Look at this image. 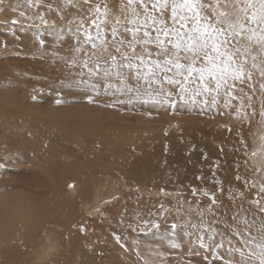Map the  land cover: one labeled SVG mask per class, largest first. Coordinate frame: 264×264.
<instances>
[{
	"label": "rangeland",
	"instance_id": "1",
	"mask_svg": "<svg viewBox=\"0 0 264 264\" xmlns=\"http://www.w3.org/2000/svg\"><path fill=\"white\" fill-rule=\"evenodd\" d=\"M106 1L0 0V203H5V198L14 203L28 201L41 210L51 200L54 180L63 201L84 189L103 194L110 191L112 196L104 211L100 206L97 214H85L88 204L78 203L80 212L88 216L86 226L75 227L70 234L41 224L33 243L41 245L31 248L29 254L36 264H55L45 260L47 254L57 255L56 264H64L59 256L62 253L64 258L72 248L84 256L85 264H261L264 256L257 245L264 244V125L259 113L264 112V104L252 119L250 111L256 108L257 100L264 101V58L258 57V67L252 69L249 57L247 67L255 95L232 94L244 105L234 115L208 108L199 97L196 107L188 108L187 94L188 103L181 107L175 95L179 85L166 83L162 87L177 101L174 111L164 103L161 85L154 90L152 84L147 85L144 97L127 94L125 87L139 88L145 83L128 81L123 87L124 77L121 80L116 71L124 68H113L103 60L96 74L88 70L94 68L93 63L83 65L94 51L85 43L84 28L91 30L97 45L98 33L107 35L109 50L104 57L111 53L119 65L112 28L118 29L116 39L129 40L132 36L124 27H139L138 21L145 19L144 9L137 5L129 8L127 0ZM121 5L130 12L123 11L124 18L121 12L111 10ZM150 6L147 15L159 21L160 11ZM170 14L169 7L163 13L169 25ZM132 20L137 23L131 24ZM148 24L150 32L156 25L161 27L159 23L152 25L151 19ZM68 27L75 31L67 32L70 37ZM54 32L63 35V40H71V36L77 40L74 53H70V60L76 58V68L55 62L61 55L57 51L60 44L52 40ZM139 34L142 36L143 28ZM33 44L37 49L33 50ZM148 47L153 53L157 51L154 45ZM124 48L132 54L127 44L122 52ZM105 68H110L111 78L103 76ZM76 75L88 82L91 78L97 81H92L91 87L83 81L74 83ZM79 90L85 94L77 96ZM243 117L248 123L239 121ZM240 127L245 131L240 132Z\"/></svg>",
	"mask_w": 264,
	"mask_h": 264
},
{
	"label": "snow or ice",
	"instance_id": "2",
	"mask_svg": "<svg viewBox=\"0 0 264 264\" xmlns=\"http://www.w3.org/2000/svg\"><path fill=\"white\" fill-rule=\"evenodd\" d=\"M133 5L144 9L145 19L139 21V27H124V31L132 36V40L127 42L132 54L121 51L125 41L123 38L115 39L118 29L113 27L111 36L116 45L115 51L120 53L121 63L118 65L117 57L111 53L105 58L104 53L108 52L107 35L100 36L98 33L100 43L97 45L88 29L84 28L85 43L91 42L94 51L83 61V65L87 67L90 62L94 64V68L88 69L90 74L100 72L101 60L112 67L135 70L133 78L137 81L143 79L149 85H161L160 92L164 95V103L174 111L177 101L172 99L174 94L171 91L162 87L164 83L179 85L175 95L179 96L181 107L188 103L185 99L188 93H191L190 108L197 103V96L203 97L199 101L201 104L215 105L221 87L234 86L228 84L229 80L235 82L245 77L251 79V71L247 67L249 57L252 60V69L258 67V57L264 58V0H212L209 4L204 3V0H127L129 8ZM149 5L153 11H160L159 21L147 15ZM169 7L170 25L163 18L164 11ZM206 8L212 10L211 16L206 14ZM150 19L152 25H161L155 28L154 36L148 30ZM116 23L120 21L117 20ZM130 23L136 24L137 21L132 20ZM142 28L141 36L138 34ZM149 45H154L157 51H150ZM137 47H140V52L136 51ZM75 50L80 51V48ZM153 56L157 59H151ZM261 63L264 64V59H261ZM142 66L147 69L146 72L140 71ZM109 75L110 68H105L103 76L107 78ZM116 75L120 76L121 73ZM261 76H264V69H261ZM108 86L110 85H106ZM261 88L264 89V84H261ZM128 91H132L130 86ZM261 115L264 116V112ZM172 227L177 225L172 224ZM257 247L261 248L264 256V244ZM261 264H264V258L261 259Z\"/></svg>",
	"mask_w": 264,
	"mask_h": 264
},
{
	"label": "bare ground",
	"instance_id": "3",
	"mask_svg": "<svg viewBox=\"0 0 264 264\" xmlns=\"http://www.w3.org/2000/svg\"><path fill=\"white\" fill-rule=\"evenodd\" d=\"M104 1H106V0H104ZM108 1V0H107ZM106 1V2H107ZM115 1V0H114ZM126 1V0H125ZM84 2V1H83ZM103 2V1H102ZM108 2H110V0L108 1ZM112 2V1H111ZM123 2V1H122ZM113 3V2H112ZM115 3H117V2H114V4ZM107 4V3H106ZM209 4V3H208ZM120 5V4H119ZM80 6V5H79ZM122 6V7H121ZM121 6H117V7H115V8H112L111 10H113V11H115L116 13H118V14H120V12L122 13L123 11H125L127 8L124 6V5H121ZM124 6V7H123ZM112 7H114V6H112ZM151 7V6H150ZM65 8V7H64ZM63 8V9H64ZM69 9V8H68ZM67 8H66V10H68ZM71 9H72V7H71ZM129 10V9H128ZM112 11V12H113ZM130 11L131 12H133L131 9H130ZM219 11V10H218ZM64 12V11H63ZM68 12H70V10L68 11ZM107 12H109V11H107ZM112 12H110V14L112 13ZM115 12H113L114 14H116ZM125 12H128L127 10L125 11ZM137 12V11H136ZM205 12H206V14H208V15H212V13L211 12H209L208 10H206L205 9ZM112 13V15H114ZM128 13H130V12H128ZM138 13V12H137ZM109 14V15H110ZM123 14V17L122 18H124V16L126 15L125 13H122ZM136 13L134 12L133 14H131L132 16H134ZM62 15V14H61ZM67 15V14H66ZM106 15V14H105ZM130 15V16H131ZM69 16V15H68ZM107 16V15H106ZM65 17V16H64ZM113 17V16H112ZM115 17H117V16H115ZM119 18H121L120 16H118ZM168 17H170L169 15H168ZM67 18V17H66ZM92 18V17H91ZM68 19V18H67ZM90 19V18H89ZM127 21H129L130 19H129V17L127 16ZM69 20V19H68ZM74 20V19H73ZM114 20V19H113ZM112 20V22H114ZM121 20V19H120ZM64 21V20H63ZM85 21H87L86 20V18H85ZM84 21V22H85ZM122 21H124V20H122ZM84 22L82 23V22H80V23H82V24H84ZM89 22V21H88ZM91 23H92V21H90ZM101 22L103 23L104 21H102L101 20ZM110 22V21H109ZM111 22V23H112ZM139 22V21H138ZM171 22V21H170ZM75 23H76V21H75ZM104 23H106V21L104 22ZM90 24V23H89ZM88 24V25H89ZM107 24H109V23H107ZM88 25H86V27L88 26ZM104 25V24H103ZM110 25V24H109ZM114 24L112 23V25L111 26H113ZM69 26H70V23H69ZM91 27V26H90ZM155 27H157V25L155 26ZM84 28V27H83ZM77 29V28H76ZM82 30V29H81ZM80 30V31H81ZM55 31V30H54ZM72 31H74V29H73V27L72 28H70V27H68L67 29H66V33L68 32V33H71ZM91 31V30H90ZM89 31V32H90ZM78 32H79V30H78ZM84 32V31H83ZM82 32V33H83ZM152 32H155V31H152ZM151 32V33H152ZM55 33V34H54ZM53 33V37H52V40H54V42H56V43H58V44H60L59 46H57V51L59 52V54L61 55V58H58V59H56L55 60V62L56 63H58V65H60V64H62V62H64V63H66V64H71V66H73V68H76V61H75V59L76 58H74L73 56H71L72 58H74V60H70L71 58H70V53L73 51V53H74V48H73V46H76L75 44L77 43V40H74L75 39V37H74V39L72 40V36H71V40H68V39H62V37H64L63 35H60L59 34V32H54ZM67 33V35L70 37V35H72V34H68ZM74 33H75V31H74ZM91 33V32H90ZM78 34H81L80 32L78 33ZM153 35H154V33H152ZM83 35H84V37L83 38H85V34L83 33ZM139 35H141V34H139ZM68 36H66V38L68 37ZM74 36H76V38H77V34L76 35H74ZM79 38L78 39H80V37H81V35L80 36H78ZM82 38V39H83ZM116 39V38H115ZM118 39H121V38H117L116 40H118ZM35 40V39H34ZM68 40V41H67ZM132 40V38L131 39H129V40H126V38H125V44H127V42L128 41H131ZM37 42V41H36ZM36 42H34L35 43V45L37 44ZM62 43V44H61ZM89 44L91 45V42H89ZM31 45V44H30ZM34 45V44H33ZM32 45V46H33ZM35 45H34V47H32L33 48V50H35L34 48H36L35 47ZM38 47L40 46L39 44L37 45ZM56 46V45H55ZM55 46H54V48H55ZM110 46L112 47V45L110 44ZM29 47H31V46H29ZM51 47V46H50ZM78 47V46H77ZM81 47V46H80ZM83 47V46H82ZM47 48H49V47H47ZM52 48V47H51ZM110 48V47H109ZM37 49V48H36ZM122 49H123V47H122ZM121 49V50H122ZM140 48H138V50H139ZM29 50H31L30 48H29ZM28 50V51H29ZM42 49H40L39 51H41ZM47 50V49H46ZM49 50V49H48ZM47 50V51H48ZM54 50V49H53ZM109 50V49H108ZM110 50H111V48H110ZM50 51H52V49L50 50ZM55 51V50H54ZM124 52H127V50H125V48H124V50H123ZM49 52V51H48ZM30 53V52H29ZM34 53V52H33ZM40 53V52H39ZM55 53V52H54ZM26 54V53H25ZM81 54V53H80ZM130 54V53H129ZM27 55V54H26ZM31 55V54H30ZM82 55V54H81ZM38 56V55H37ZM105 56H107L106 54H105ZM19 57H21V56H19ZM24 57H25V55H24ZM28 58L31 60V58H32V55L31 56H28ZM14 59V58H13ZM16 59V58H15ZM153 59H154V57H153ZM29 60V61H30ZM35 60H36V58H35ZM35 60H34V62H35ZM39 60H42V59H39ZM38 60V62H40ZM53 59H51V61H52ZM70 60V61H69ZM77 60H78V58H77ZM119 60V59H118ZM15 61V60H14ZM75 61V62H74ZM18 62H19V60H18ZM26 62V61H25ZM37 62V63H38ZM42 62V61H41ZM102 62V61H101ZM119 63H121L120 62V60L118 61ZM20 63H21V61H20ZM27 63V62H26ZM25 63V64H26ZM79 63V62H78ZM134 63H139V61H134ZM17 64V63H16ZM44 64V63H43ZM49 64V63H48ZM35 65V64H34ZM49 65H51V64H49ZM53 65V64H52ZM51 65V66H52ZM68 65V66H69ZM19 66V65H18ZM21 66H22V64H21ZM20 66V67H21ZM38 66H39V64H38ZM46 66V65H45ZM78 66V65H77ZM109 66H111V65H109ZM263 66V65H262ZM32 67V66H31ZM56 68V67H55ZM59 68H61V67H59ZM114 68V67H113ZM113 68L111 69L112 71H114L113 70ZM117 68V67H116ZM263 68V67H262ZM78 69V68H77ZM120 69V68H119ZM249 69V68H248ZM47 70V69H46ZM45 70V71H46ZM49 70V69H48ZM52 70V69H51ZM50 70V71H51ZM116 70V69H115ZM140 71L143 73V72H146L147 71V69L146 68H144L143 66L141 67V69H140ZM49 72V71H48ZM115 72V71H114ZM121 73V75L119 76V78H121V80H122V78L124 77V81H122L123 82V87H125V83L126 82H128V81H131V82H133V83H137V85H138V83H145V84H143V85H141L139 88H137V87H135V88H132V91L130 92V91H128V87H125L126 88V90L127 91H125L126 93L127 92H130L132 95H138V96H140V97H144L145 96V94H147V88H146V86L148 85L149 86V84L147 83V82H145L143 79H141V80H139V81H137L136 79H134L133 77L135 76V70H133V69H129V68H124L123 70H117L116 71V73ZM35 73H37V72H35ZM62 73V72H61ZM31 74V73H30ZM111 74H113V73H111ZM61 75V74H60ZM30 76V75H29ZM55 76V75H54ZM70 76V75H69ZM68 76V77H69ZM101 76V75H100ZM111 76L112 75H109L108 76V78H111ZM32 77V76H31ZM37 77V76H36ZM114 77H115V75H114ZM118 77V76H117ZM40 78V77H39ZM56 78V77H55ZM70 78V77H69ZM74 79H76V80H73L74 81V83H75V81L77 82V81H83L85 84H87V85H90L91 83H92V81H97V80H94V79H90V81L88 82V81H86L85 79H83L81 76L80 77H78V75H76L75 77H73ZM97 78H100V77H97ZM68 79V78H67ZM95 79H96V77H95ZM107 79V78H106ZM40 80V79H39ZM101 80H105V79H101ZM100 80V81H101ZM111 80H115V79H111ZM116 80H118V79H116ZM252 77H251V79H248L247 77H245L243 80H241V81H235V82H233V81H231V80H229L228 81V84H230V85H234L233 87H231V88H228L227 86H222L221 87V90H220V92H219V94H218V96H217V100H216V104L215 105H212L211 103H209L207 106H208V108H215V109H218L219 111H222V112H224V113H228V114H231V115H234L235 113H236V109L237 108H239V107H243L244 105H243V103L241 102V100H240V97H239V95H238V97H239V102H240V104H238V100L235 98V97H233L232 96V94H234V95H236L237 94V92H239V94H241V93H243V94H248L247 96H245V97H248V98H252V94L253 95H255L254 94V91H252L253 90V88H251V85H252ZM70 81H72V80H70ZM72 81V82H73ZM144 81V82H143ZM71 82V83H72ZM105 82V81H104ZM113 82V81H112ZM70 82H69V86H70V84H71ZM73 83V84H74ZM115 83H116V81H115ZM114 84V83H113ZM164 84H166V83H164ZM163 84V85H164ZM116 85H118V84H116ZM77 86V85H76ZM92 85H90V87H91ZM95 86H96V84H95ZM152 86H153V90L155 89V87L156 86H158L159 87V84H156V83H153L152 84ZM79 87V86H78ZM122 87V88H123ZM97 88V87H96ZM98 88H100V87H98ZM111 88V87H110ZM113 88V87H112ZM104 89V88H103ZM150 91V90H149ZM117 92H119V91H117ZM89 93V92H88ZM115 93V92H114ZM230 93V94H229ZM83 94H85L84 93V91H82V90H79L78 92H76V95L78 96V95H83ZM128 94V93H127ZM213 95H215V93H213ZM120 96V95H119ZM125 96H126V94H125ZM129 97V96H128ZM176 97V96H175ZM187 98H190V104H191V93H188L187 94V96H186ZM197 97H199L200 98V101L203 99V97L202 96H197ZM197 97H195V99H196V101H198L199 99L197 98ZM123 98V97H122ZM129 98H131V97H129ZM3 99V98H2ZM127 99V98H126ZM208 99H209V101H211V96H209L208 97ZM189 104V105H190ZM262 104H264V101L261 103V102H259L258 100H257V106H256V108L253 110V111H250L251 113H250V117H251V119H252V115L254 114V112L257 110V109H260L259 107H261L262 106ZM123 105V104H122ZM189 105H186L187 107L189 106ZM201 106V105H200ZM121 107V106H120ZM191 107H196V103L194 104V105H191ZM28 108V107H27ZM153 108V107H152ZM188 108H190V107H188ZM123 109V108H122ZM247 109H248V107H247ZM251 109H252V106H251ZM259 115L261 116V122H262V124L264 125V116H262L260 113H259ZM31 120V119H30ZM41 121V120H40ZM239 121L240 122H242V124H244V123H248V119H247V117H243V118H240L239 119ZM252 121V120H251ZM245 127H248V125H244ZM102 127V126H101ZM82 129V128H81ZM93 131V130H92ZM239 131L240 132H242V131H245V128L244 127H240L239 128ZM55 132V131H54ZM58 132V131H57ZM73 132V131H72ZM55 134V133H54ZM65 134H67V133H65ZM84 134H86V133H84ZM83 134V135H84ZM70 135V134H69ZM100 135V134H99ZM104 135V134H103ZM234 135V134H233ZM65 136V135H64ZM68 136V135H67ZM66 136V137H67ZM77 136V135H76ZM85 136V135H84ZM228 137V136H227ZM106 138H108V137H106ZM105 138V139H106ZM224 138V137H223ZM72 139V138H71ZM53 140V139H52ZM55 140H57V139H55ZM70 142V141H69ZM106 142V141H105ZM132 142V141H131ZM140 143V142H139ZM140 145H142V143L141 144H139L138 146L140 147ZM139 152H141L142 151V149H140V148H138L137 149ZM235 154V153H234ZM23 156V155H22ZM15 158V157H14ZM18 158V157H17ZM66 158V157H65ZM98 158H100V157H98ZM136 165V167H137V169H140V170H142L137 164H135ZM87 179V178H86ZM145 179V178H144ZM91 181V180H90ZM54 182H55V180H54ZM54 182H52V187H51V189H52V191L50 192L51 193V200H49V201H47L44 205H43V207H42V209L40 210V209H38L37 207H34L32 204H30V203H28V201H16L15 203H14V201L13 200H10V198H5V203H0V264H30V263H32V264H36L35 263V260H34V258H33V255H30L29 254V250H31V248H33V247H37L38 245H41L40 243L39 244H36V245H34L36 242H37V240L35 239L36 237H34L35 235H34V233H36V232H38V230L40 229V227H41V224H43V223H47L46 225H49V226H54V227H56L57 228V230L59 231L60 230V232L62 231V233L64 232H69L70 230H73L75 227H78V229H80V227H82L83 228V225H85L86 226V224L84 223V219L86 218V217H88V216H85L84 214H83V212H80V208L78 207V203L80 204L81 202H86L87 204H88V207H86L84 210H85V214H87L88 215V213H92V214H97L96 212H98L97 210L99 209V207L101 206V209H100V211L101 210H103L104 209V207L107 205L108 206V202H109V199H112V196H111V193H110V191H107L106 193H94L93 191H92V189H91V191L90 190H87V189H84L83 191H81L79 194H76L75 196H72V197H75V198H72V199H70L69 201H63V199L61 198V196H60V193H59V189H57L56 187H55V184H54ZM95 184V183H94ZM87 188V187H86ZM73 190V189H72ZM97 190V189H96ZM116 191V190H115ZM151 192V191H150ZM71 195H72V192L70 193ZM114 198V197H113ZM65 200V199H64ZM115 200H116V198H115ZM51 201V203H49ZM119 201H120V199H119ZM31 202V201H30ZM32 203V202H31ZM43 204V203H42ZM104 211V210H103ZM111 211V208L110 209H108L107 211H106V214H107V212H110ZM119 211V210H118ZM82 213V214H81ZM105 213V212H104ZM90 215V214H89ZM84 226V228L85 229H87L86 227ZM87 227H89L90 229L88 230L89 232L88 233H92V227L91 226H88L87 225ZM94 228H96L95 226H94ZM85 229H84V231H85ZM50 230V229H49ZM53 230V229H52ZM75 230V229H74ZM93 230H95V229H93ZM87 231V230H86ZM53 232V231H52ZM73 232H71V234H72ZM76 233V232H75ZM88 233H86V234H88ZM58 234V233H57ZM69 234H70V232H69ZM68 234V235H69ZM65 236H66V234H64ZM61 236H62V234H61ZM74 237H75V234L73 235ZM80 236V235H79ZM85 236V235H84ZM54 237H56V236H54ZM64 236H62V238H63ZM85 238V237H84ZM65 239V238H64ZM66 240H68V239H66ZM71 241V240H70ZM58 243H59V241H57ZM116 242V241H115ZM34 243V244H33ZM67 243V242H66ZM69 244L71 243V242H68ZM72 244V243H71ZM55 245H56V243H55ZM63 245V244H62ZM61 246V245H60ZM64 246H65V244H64ZM64 246H63V248H64ZM67 246V245H66ZM72 246V245H71ZM79 246H81V245H79ZM83 246V245H82ZM112 246H114V245H112ZM46 247V246H45ZM60 249H61V247H59ZM62 248V249H63ZM68 248V247H67ZM81 248V247H80ZM33 249H35V248H33ZM49 249V248H48ZM87 249V248H86ZM112 249H114V248H112ZM53 250V249H52ZM64 250H66V249H64ZM63 250V251H64ZM81 250H82V248H81ZM80 250V251H81ZM59 251V250H58ZM79 251V252H80ZM88 251V249L86 250V252ZM115 251V250H114ZM30 252H32V251H30ZM43 252V251H42ZM82 252V251H81ZM85 252V251H84ZM83 252V253H84ZM64 253V252H63ZM65 253H66V251H65ZM88 253H89V251H88ZM88 253H87V255H88ZM58 254H60L59 252H58ZM62 254V253H61ZM60 254V256H59V258H60V260L61 259H63V261H65L64 262V264H77L78 262H77V259L80 257V258H82V259H80L81 261H80V263H78V264H82V262H83V259H84V256H81L80 254L78 255V252H77V249H75V248H72L71 249V251L68 253V254H66L65 256H64V258L62 257V255ZM79 257H78V256ZM91 256V255H90ZM89 256V257H90ZM46 257H48V258H50L49 260H48V258L47 259H45L47 262L48 261H51L50 263H52V262H54L55 264H56V258H57V255H54V254H47V256ZM66 257V258H65ZM88 257V256H87ZM86 257V258H87ZM41 258V257H40ZM88 259V258H87ZM107 259V258H106ZM59 260V259H58ZM40 261V260H39ZM58 262V261H57ZM84 262H85V260H84ZM83 262V264H85ZM38 264H44V263H42V262H37ZM86 264H89V263H86Z\"/></svg>",
	"mask_w": 264,
	"mask_h": 264
}]
</instances>
